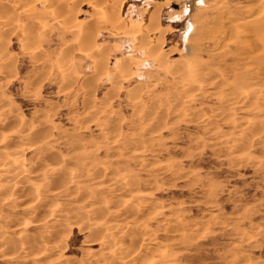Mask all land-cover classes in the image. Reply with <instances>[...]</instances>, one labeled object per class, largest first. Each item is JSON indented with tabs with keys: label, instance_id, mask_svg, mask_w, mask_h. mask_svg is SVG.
Masks as SVG:
<instances>
[{
	"label": "rangeland",
	"instance_id": "374dc122",
	"mask_svg": "<svg viewBox=\"0 0 264 264\" xmlns=\"http://www.w3.org/2000/svg\"><path fill=\"white\" fill-rule=\"evenodd\" d=\"M123 1L0 0V264H264V0Z\"/></svg>",
	"mask_w": 264,
	"mask_h": 264
},
{
	"label": "bare ground",
	"instance_id": "6f19581e",
	"mask_svg": "<svg viewBox=\"0 0 264 264\" xmlns=\"http://www.w3.org/2000/svg\"><path fill=\"white\" fill-rule=\"evenodd\" d=\"M114 1H116V0H114ZM126 1L127 0H124L122 3H121V9H122V7L125 5V3H126ZM191 1V3H190V8L188 9V10H186V12L189 14V15H191V12H192V7H194V9H196L197 8V6L198 7H200V6H202V4H205V0H190ZM85 2V1H84ZM94 2V1H93ZM86 3H88L87 2V0H86ZM155 4L154 5H152L149 9H148V11L146 12V14H145V16H144V20H150L151 18H153L154 16H158V12L156 11V9H155ZM196 7V8H195ZM158 21V20H157ZM158 23H160V21L158 22ZM159 25V24H158ZM89 26V25H88ZM86 29V28H85ZM193 31H194V26H193V24H191V26H190V29L188 30V34H187V40L190 38V35H191V33H193ZM85 32V31H84ZM260 56V55H259ZM247 80V79H246ZM242 82V81H241ZM244 83V82H243ZM253 110V109H252ZM6 117V116H5ZM223 119V118H222ZM32 129V128H31ZM39 129V128H38ZM26 130V129H25ZM31 132H33V131H31ZM43 133V132H42ZM42 133H40V134H42ZM35 134H36V132H35ZM36 136V135H35ZM37 137V136H36ZM245 143H246V141H245ZM48 156V155H47ZM51 157H54V156H51ZM50 156H49V159L51 158ZM6 158V157H5ZM12 158V157H11ZM2 159V158H1ZM9 159H10V157H9ZM4 160V159H3ZM2 160V161H3ZM53 160V159H52ZM1 161V160H0ZM46 161V160H45ZM54 161V160H53ZM8 162V161H7ZM3 162H1V164H2ZM5 164V163H4ZM45 164V163H44ZM12 168H13V166H12ZM37 169V168H36ZM44 169V168H43ZM17 170H18V168H17ZM40 170V169H39ZM15 171V170H14ZM34 171H35V169H34ZM12 174V173H11ZM10 174V175H11ZM15 174H17V173H15ZM39 174V173H38ZM4 190H5V188H4ZM6 191V190H5ZM96 231V230H95ZM128 249H130V248H128ZM132 251V250H131Z\"/></svg>",
	"mask_w": 264,
	"mask_h": 264
}]
</instances>
